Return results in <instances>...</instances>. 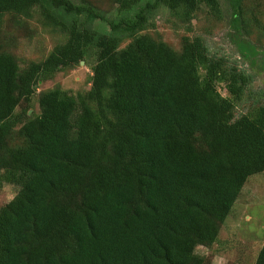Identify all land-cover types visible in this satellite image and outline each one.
<instances>
[{"label":"trees","instance_id":"16d2710c","mask_svg":"<svg viewBox=\"0 0 264 264\" xmlns=\"http://www.w3.org/2000/svg\"><path fill=\"white\" fill-rule=\"evenodd\" d=\"M115 1L109 17L86 0H0V23L39 8L67 35L23 68L0 48V181L18 186L0 208V264H204L196 247L217 241L249 176L264 171V104L234 112L252 75L201 40L176 51L140 33L161 7L189 18L219 0ZM242 1L229 0L237 31ZM91 58L88 89L43 90L26 116L40 79Z\"/></svg>","mask_w":264,"mask_h":264},{"label":"rangeland","instance_id":"374dc122","mask_svg":"<svg viewBox=\"0 0 264 264\" xmlns=\"http://www.w3.org/2000/svg\"><path fill=\"white\" fill-rule=\"evenodd\" d=\"M97 7L106 16L117 13L115 0H86ZM240 30L231 25V7L229 0H219V9L214 11L201 4L189 18L181 13L171 12L161 7L151 18L150 23L140 33H146L161 39L174 50L179 51L182 39L201 40L210 55L227 64H235L239 69L252 75V81L235 103V115L249 113L253 103L264 104V0H243L241 3ZM40 9L34 8L30 17L6 15L0 23V48L12 52L20 68L30 61L43 59L49 51L67 37L66 33L52 24L44 23ZM102 24V23H101ZM238 41L252 44L256 57L241 53ZM128 42L126 40L124 43ZM123 43V44H124ZM93 59L75 64L56 72L51 78L40 79L35 92L28 103L26 116L40 112L38 95L41 91L61 86L72 93L84 91L90 87L91 64ZM203 70H201V74ZM217 88L224 96L228 95L223 81L217 82ZM259 92L253 100L252 92ZM257 104V103H256ZM255 104V105H256ZM27 104L22 102L16 112H22ZM24 116V115H23ZM20 124L17 125V128ZM14 129L9 138L10 144L20 141ZM18 186L0 181V208L17 193ZM264 242V171L255 173L247 179L235 201L232 210L220 227L217 241L210 246L196 247L198 256L205 258L204 264H254L256 255Z\"/></svg>","mask_w":264,"mask_h":264},{"label":"water","instance_id":"95a60500","mask_svg":"<svg viewBox=\"0 0 264 264\" xmlns=\"http://www.w3.org/2000/svg\"><path fill=\"white\" fill-rule=\"evenodd\" d=\"M84 61L82 60L81 63H83Z\"/></svg>","mask_w":264,"mask_h":264}]
</instances>
